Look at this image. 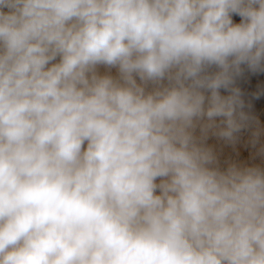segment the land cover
Wrapping results in <instances>:
<instances>
[{
    "label": "clouds",
    "instance_id": "9594fccd",
    "mask_svg": "<svg viewBox=\"0 0 264 264\" xmlns=\"http://www.w3.org/2000/svg\"><path fill=\"white\" fill-rule=\"evenodd\" d=\"M246 69L264 0H0V264H264Z\"/></svg>",
    "mask_w": 264,
    "mask_h": 264
},
{
    "label": "rangeland",
    "instance_id": "374dc122",
    "mask_svg": "<svg viewBox=\"0 0 264 264\" xmlns=\"http://www.w3.org/2000/svg\"><path fill=\"white\" fill-rule=\"evenodd\" d=\"M233 19L235 22L240 20L238 16H234ZM99 71L104 74L109 70L101 66ZM110 71L114 76L117 74L114 68ZM236 87L240 88L242 99L245 101L244 111L253 116L254 121L249 127L241 130L234 144L211 134L206 144L216 152L221 168H226L230 163L264 167V152L260 151L264 148V72L252 73L246 69L243 76L237 80ZM221 91L222 94H227ZM257 132L259 135L255 137L254 133ZM254 139H256L255 145L252 143Z\"/></svg>",
    "mask_w": 264,
    "mask_h": 264
}]
</instances>
